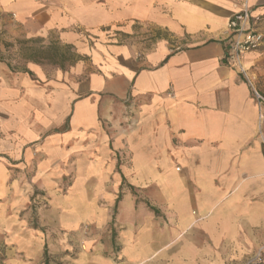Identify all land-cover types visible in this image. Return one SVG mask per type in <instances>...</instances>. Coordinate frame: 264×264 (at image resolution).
Here are the masks:
<instances>
[{
  "label": "crops",
  "instance_id": "1",
  "mask_svg": "<svg viewBox=\"0 0 264 264\" xmlns=\"http://www.w3.org/2000/svg\"><path fill=\"white\" fill-rule=\"evenodd\" d=\"M245 6L264 20V0H0V20L74 53L69 69L0 57V264L264 250V46L243 73L223 43ZM141 26L168 37L123 38Z\"/></svg>",
  "mask_w": 264,
  "mask_h": 264
},
{
  "label": "rangeland",
  "instance_id": "2",
  "mask_svg": "<svg viewBox=\"0 0 264 264\" xmlns=\"http://www.w3.org/2000/svg\"><path fill=\"white\" fill-rule=\"evenodd\" d=\"M9 22L0 20V57L6 63L12 64L16 68H23L26 65L24 58L30 56L40 64L56 65L62 69H69L73 65L74 53L71 49L55 45L54 38L45 44L42 40H29ZM261 24H264L263 18L260 19L259 27ZM139 28L143 30L142 34L124 36L123 38L131 43L134 39L141 38L143 43L150 45L159 39L168 37V34L161 30H151L144 26L138 27L137 30ZM127 105H131L130 101L127 102Z\"/></svg>",
  "mask_w": 264,
  "mask_h": 264
},
{
  "label": "built area",
  "instance_id": "3",
  "mask_svg": "<svg viewBox=\"0 0 264 264\" xmlns=\"http://www.w3.org/2000/svg\"><path fill=\"white\" fill-rule=\"evenodd\" d=\"M40 1V0H36ZM260 17L254 16L253 11L245 6L234 14L227 26V36L223 43L227 49V60L232 67L245 70L241 66L242 58L249 53L257 52L264 46V33L259 28ZM254 95L260 105L264 104V96L254 90ZM264 250L248 260L246 264H262Z\"/></svg>",
  "mask_w": 264,
  "mask_h": 264
},
{
  "label": "trees",
  "instance_id": "4",
  "mask_svg": "<svg viewBox=\"0 0 264 264\" xmlns=\"http://www.w3.org/2000/svg\"><path fill=\"white\" fill-rule=\"evenodd\" d=\"M121 199V196L119 197V200ZM46 264H48V262L46 263Z\"/></svg>",
  "mask_w": 264,
  "mask_h": 264
}]
</instances>
